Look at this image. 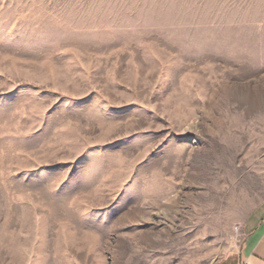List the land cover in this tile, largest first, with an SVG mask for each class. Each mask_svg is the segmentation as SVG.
Listing matches in <instances>:
<instances>
[{
  "label": "rangeland",
  "instance_id": "rangeland-1",
  "mask_svg": "<svg viewBox=\"0 0 264 264\" xmlns=\"http://www.w3.org/2000/svg\"><path fill=\"white\" fill-rule=\"evenodd\" d=\"M264 202V0H0V264H217Z\"/></svg>",
  "mask_w": 264,
  "mask_h": 264
},
{
  "label": "crops",
  "instance_id": "crops-1",
  "mask_svg": "<svg viewBox=\"0 0 264 264\" xmlns=\"http://www.w3.org/2000/svg\"><path fill=\"white\" fill-rule=\"evenodd\" d=\"M241 225V239L217 264H264V202Z\"/></svg>",
  "mask_w": 264,
  "mask_h": 264
}]
</instances>
